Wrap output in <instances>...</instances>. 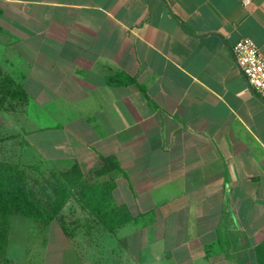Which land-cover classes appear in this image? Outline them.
<instances>
[{
    "label": "crops",
    "instance_id": "0c3cea01",
    "mask_svg": "<svg viewBox=\"0 0 264 264\" xmlns=\"http://www.w3.org/2000/svg\"><path fill=\"white\" fill-rule=\"evenodd\" d=\"M244 37L264 55V0H0V79L23 90L38 149L61 171L109 161L99 179L130 214L104 232L115 264H264Z\"/></svg>",
    "mask_w": 264,
    "mask_h": 264
},
{
    "label": "rangeland",
    "instance_id": "374dc122",
    "mask_svg": "<svg viewBox=\"0 0 264 264\" xmlns=\"http://www.w3.org/2000/svg\"><path fill=\"white\" fill-rule=\"evenodd\" d=\"M18 103L11 111L4 108V102L0 107V161L13 162L23 169L28 185L46 205L54 182L52 171L62 172L55 168L62 164L39 150V143L30 136L34 124L22 121L26 108ZM61 214L66 231L58 220L46 223L11 215L6 261L0 264H99L100 259L102 264L110 260L115 264V259L120 260L114 252V238L86 222L88 214L76 199H68Z\"/></svg>",
    "mask_w": 264,
    "mask_h": 264
},
{
    "label": "trees",
    "instance_id": "16d2710c",
    "mask_svg": "<svg viewBox=\"0 0 264 264\" xmlns=\"http://www.w3.org/2000/svg\"><path fill=\"white\" fill-rule=\"evenodd\" d=\"M24 95L23 90L14 86L10 78L0 79V107L4 102V108L11 111L18 100L20 104L23 102ZM108 162L104 160V165L88 174H84L77 167L60 173L52 171L54 182L44 205L28 185L24 170L13 162L0 161V262L6 261L11 215H21L46 223L58 220L61 229L66 231L61 212L64 204L72 198L88 214L86 222L97 225L102 232H114L117 227L128 222V210L114 202L113 182L99 179V176L109 171ZM31 167L35 168L34 165Z\"/></svg>",
    "mask_w": 264,
    "mask_h": 264
},
{
    "label": "built area",
    "instance_id": "2783aa9c",
    "mask_svg": "<svg viewBox=\"0 0 264 264\" xmlns=\"http://www.w3.org/2000/svg\"><path fill=\"white\" fill-rule=\"evenodd\" d=\"M231 51L249 88L264 101V55L248 37L233 44Z\"/></svg>",
    "mask_w": 264,
    "mask_h": 264
}]
</instances>
